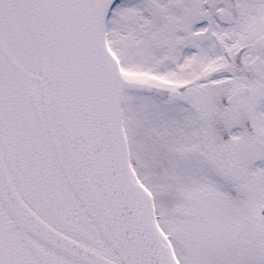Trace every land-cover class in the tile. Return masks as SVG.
I'll use <instances>...</instances> for the list:
<instances>
[{"label":"snow or ice","instance_id":"obj_1","mask_svg":"<svg viewBox=\"0 0 264 264\" xmlns=\"http://www.w3.org/2000/svg\"><path fill=\"white\" fill-rule=\"evenodd\" d=\"M0 264H264V0H0Z\"/></svg>","mask_w":264,"mask_h":264}]
</instances>
